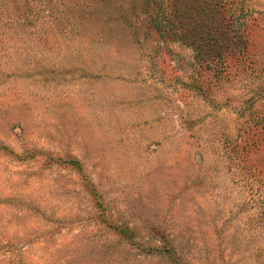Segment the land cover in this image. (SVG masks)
I'll list each match as a JSON object with an SVG mask.
<instances>
[{
	"label": "rangeland",
	"instance_id": "374dc122",
	"mask_svg": "<svg viewBox=\"0 0 264 264\" xmlns=\"http://www.w3.org/2000/svg\"><path fill=\"white\" fill-rule=\"evenodd\" d=\"M63 1L0 20V264H264V0L207 67L144 0Z\"/></svg>",
	"mask_w": 264,
	"mask_h": 264
},
{
	"label": "trees",
	"instance_id": "16d2710c",
	"mask_svg": "<svg viewBox=\"0 0 264 264\" xmlns=\"http://www.w3.org/2000/svg\"><path fill=\"white\" fill-rule=\"evenodd\" d=\"M4 1L0 0V3ZM69 1L54 3L56 7L52 8L53 13L48 14V18L57 24L65 22L70 31L77 29L79 32L86 30L91 20L96 22L94 7L97 1ZM143 5L144 9L150 5L154 10L149 24L156 29L161 40L175 38L189 44L206 67L211 63L226 64L227 58L247 52L249 39L237 26L228 0H144ZM18 11L14 0L6 1L4 5L0 4V20L6 18L7 22L9 15L14 16L15 12V20L25 19ZM158 15L165 24H158Z\"/></svg>",
	"mask_w": 264,
	"mask_h": 264
}]
</instances>
